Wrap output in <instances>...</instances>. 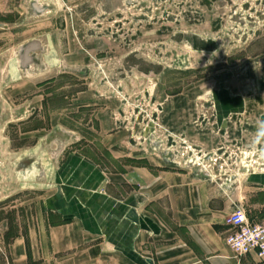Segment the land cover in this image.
<instances>
[{
    "label": "crops",
    "instance_id": "0c3cea01",
    "mask_svg": "<svg viewBox=\"0 0 264 264\" xmlns=\"http://www.w3.org/2000/svg\"><path fill=\"white\" fill-rule=\"evenodd\" d=\"M71 1L82 0H0V27L13 28L2 22L9 15L12 22L30 20L40 32L21 45L37 40L48 47L47 63L69 54L75 43L107 55L109 40L98 49ZM43 81L35 88L49 83ZM89 86L76 100L96 105V127L115 168L103 171L98 155L72 152L58 165L40 209L26 211L24 230L0 242V264H264L254 254L236 258L225 244L226 219L235 207H244L253 222L264 218V170L238 163L264 143V103L246 102L236 90L229 101L193 102L179 89L163 102L157 90V113L148 123L166 134L135 135L131 128L147 122L121 115L122 100ZM195 153L219 162L202 169ZM132 210L136 222L128 218Z\"/></svg>",
    "mask_w": 264,
    "mask_h": 264
},
{
    "label": "rangeland",
    "instance_id": "374dc122",
    "mask_svg": "<svg viewBox=\"0 0 264 264\" xmlns=\"http://www.w3.org/2000/svg\"><path fill=\"white\" fill-rule=\"evenodd\" d=\"M69 5L81 9L78 18L99 40L98 49L105 50L109 40L107 55L75 43L69 54L48 63L50 49L43 47L24 65L19 47L37 38L39 29L23 17L12 22V15L2 22L10 21L13 28L0 27L2 243L24 230L26 211L40 209L54 188L58 165L72 152L98 155L103 171L114 170L96 127V105L76 100L88 84L91 92L122 100L121 115L147 122L131 128L135 135L141 130L166 134L148 123L157 113V90L163 102L179 89L193 102L229 101L236 90L246 102L252 97L264 103V0H82ZM47 72L60 77H40ZM43 80L49 83L35 88ZM221 88L229 93L217 95ZM258 146L254 156L242 155L238 163L264 170V143ZM194 161L205 167L219 158L207 161L195 153Z\"/></svg>",
    "mask_w": 264,
    "mask_h": 264
},
{
    "label": "built area",
    "instance_id": "2783aa9c",
    "mask_svg": "<svg viewBox=\"0 0 264 264\" xmlns=\"http://www.w3.org/2000/svg\"><path fill=\"white\" fill-rule=\"evenodd\" d=\"M201 161L200 158L196 159ZM199 164L204 169V166ZM206 171V170H204ZM226 223L230 228L225 244L236 258L254 254L258 261H264V218L253 222L244 207L237 206L228 215Z\"/></svg>",
    "mask_w": 264,
    "mask_h": 264
},
{
    "label": "water",
    "instance_id": "95a60500",
    "mask_svg": "<svg viewBox=\"0 0 264 264\" xmlns=\"http://www.w3.org/2000/svg\"><path fill=\"white\" fill-rule=\"evenodd\" d=\"M36 48H38L39 50H43V47L40 46V43L37 40H33V41H31L27 44L21 45L19 47V53L22 56L24 65H26L32 61L31 58L28 56V53H29V51H33ZM128 218L132 222L137 221L135 212L133 210L131 212H129Z\"/></svg>",
    "mask_w": 264,
    "mask_h": 264
}]
</instances>
